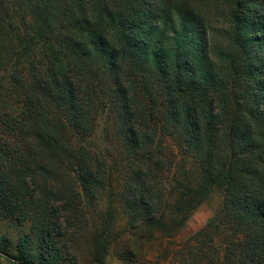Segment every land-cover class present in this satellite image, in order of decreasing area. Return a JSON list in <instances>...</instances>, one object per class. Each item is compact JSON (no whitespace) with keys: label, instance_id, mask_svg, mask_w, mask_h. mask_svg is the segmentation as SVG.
Listing matches in <instances>:
<instances>
[{"label":"trees","instance_id":"obj_1","mask_svg":"<svg viewBox=\"0 0 264 264\" xmlns=\"http://www.w3.org/2000/svg\"><path fill=\"white\" fill-rule=\"evenodd\" d=\"M204 3L0 0V221L30 224L16 256L0 241L1 255L77 263L82 240L92 264H105L119 238L91 233L86 207L109 189L106 163L83 143L106 110L127 149L119 200L132 231L187 220L180 205L177 218L164 217L163 189L150 186L173 170L174 152L162 153L171 140L196 169L174 175L183 205L212 187L224 204L207 240L187 242L169 264H264V0ZM203 9L227 20L218 58ZM133 256L120 260L150 264Z\"/></svg>","mask_w":264,"mask_h":264},{"label":"rangeland","instance_id":"obj_2","mask_svg":"<svg viewBox=\"0 0 264 264\" xmlns=\"http://www.w3.org/2000/svg\"><path fill=\"white\" fill-rule=\"evenodd\" d=\"M199 1L201 4H205V0ZM203 10L209 11L205 13L207 14L206 18L209 23L208 37L210 38L211 55L218 58L221 52L220 49L226 44V39L228 38L229 28L227 20L220 17L217 11L211 9ZM1 66L0 90L8 86V74L3 72ZM5 94H3L4 99H6ZM12 94H14L12 100H16L15 95L17 93L14 91ZM7 95H10V93H7ZM8 100L11 101L10 99ZM3 134L0 131V135L2 136ZM83 145L106 163L109 189L97 207L95 205L91 206V203L88 204L90 208L86 207L91 233L102 230V232L110 231L111 236L117 235L119 238L109 249L105 264H126L120 260V257L127 250H130L134 254L133 260L137 262L169 264L172 262L173 253L184 248L187 242L194 240V242L200 243L207 240V236L205 237L202 233L206 230L205 227L209 221L223 208V195L216 188L212 187L206 194V198L204 197L199 205L194 208L187 207L190 204L183 205L182 199L180 200V198L185 190H179L176 187L175 176L181 175L184 171L186 172L191 169L195 171L196 169L192 168L191 160L182 158L173 141L166 140L163 143L162 150V153L165 154L167 159H171L172 151L175 154L174 158L172 157L175 162L172 172H165L163 175L157 176V179L150 183L151 187H156L159 190L163 189L162 192L165 198L164 211H166L164 217L167 216V218L169 217L171 219L177 218L178 212L174 210V207L177 205L188 210L185 224L182 227L172 228L167 231L151 228L145 229L144 227L137 231L130 229L128 217L123 213L119 200L120 190L122 189L126 172L128 171L126 165L128 160L127 149L117 141L112 119L106 110L95 119L94 132L90 138L86 139ZM157 208L159 207L155 206L152 209L154 213L160 214ZM29 227V223L19 225L15 220L11 219L0 221V241H2L3 246L5 245L4 247L10 248L11 255L16 256L18 239L28 234ZM82 242V240H79L73 248L75 254L78 255V262L73 263L71 256H67L68 264H92L85 244ZM72 254L74 253L72 252ZM0 264L4 263L0 261ZM127 264H132V261Z\"/></svg>","mask_w":264,"mask_h":264},{"label":"water","instance_id":"obj_3","mask_svg":"<svg viewBox=\"0 0 264 264\" xmlns=\"http://www.w3.org/2000/svg\"><path fill=\"white\" fill-rule=\"evenodd\" d=\"M0 258L9 264H21L0 254Z\"/></svg>","mask_w":264,"mask_h":264}]
</instances>
